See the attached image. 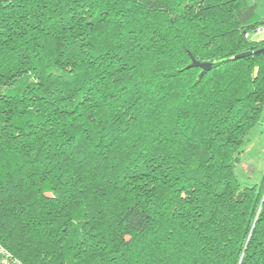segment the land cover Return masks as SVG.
<instances>
[{
    "label": "trees",
    "instance_id": "trees-1",
    "mask_svg": "<svg viewBox=\"0 0 264 264\" xmlns=\"http://www.w3.org/2000/svg\"><path fill=\"white\" fill-rule=\"evenodd\" d=\"M259 2L0 0V245L264 264V173H235L264 108Z\"/></svg>",
    "mask_w": 264,
    "mask_h": 264
},
{
    "label": "rangeland",
    "instance_id": "rangeland-1",
    "mask_svg": "<svg viewBox=\"0 0 264 264\" xmlns=\"http://www.w3.org/2000/svg\"><path fill=\"white\" fill-rule=\"evenodd\" d=\"M257 13L264 16L262 2L257 6ZM244 149L242 161L235 168L236 176L243 184L258 185L264 173V108L259 123L246 135Z\"/></svg>",
    "mask_w": 264,
    "mask_h": 264
},
{
    "label": "built area",
    "instance_id": "built-area-1",
    "mask_svg": "<svg viewBox=\"0 0 264 264\" xmlns=\"http://www.w3.org/2000/svg\"><path fill=\"white\" fill-rule=\"evenodd\" d=\"M264 33V28L262 29ZM0 264H22L0 245Z\"/></svg>",
    "mask_w": 264,
    "mask_h": 264
},
{
    "label": "water",
    "instance_id": "water-1",
    "mask_svg": "<svg viewBox=\"0 0 264 264\" xmlns=\"http://www.w3.org/2000/svg\"><path fill=\"white\" fill-rule=\"evenodd\" d=\"M248 54L249 53H243V54L237 55L236 58L237 57H244V56H247ZM189 67H200L202 69L200 76H202L206 72V70L208 69L209 65L197 63L194 60H192V63L189 65Z\"/></svg>",
    "mask_w": 264,
    "mask_h": 264
}]
</instances>
